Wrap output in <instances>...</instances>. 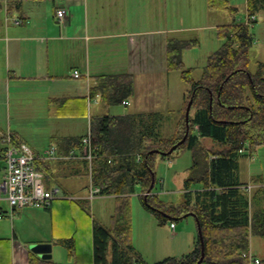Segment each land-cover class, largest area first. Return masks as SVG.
<instances>
[{"label": "crops", "instance_id": "1", "mask_svg": "<svg viewBox=\"0 0 264 264\" xmlns=\"http://www.w3.org/2000/svg\"><path fill=\"white\" fill-rule=\"evenodd\" d=\"M207 5L210 8L209 0ZM58 9L66 11L64 17L58 16ZM177 13L176 0H165V4L159 0H3L0 8V150L5 151L3 137L10 133L14 142L26 143L36 152H44L54 145L60 158L52 160L51 176L45 179L48 188L57 190V197L48 207L28 206L21 209L22 213L27 209L28 220L32 221L28 223L25 220L19 227L12 225L6 219L7 210L0 205V264H29V252L32 251L29 244L50 245V250L45 253L49 257L38 254L48 261L44 264H94V227L98 224L112 228L118 198L100 193L93 196L92 190L100 187L93 183L92 162L87 161L88 168L84 170L82 164L68 162L70 160H65V157L72 152L86 153L83 138L89 132L93 135L92 120L98 116L164 114L165 110H169L175 122L174 134L182 117L186 93L183 94L184 105L178 103L171 106L172 99L168 93L172 71L168 68L167 43L170 34L189 28H178ZM75 71H79L80 75L75 76ZM110 74L133 75L134 93L130 96L133 101L129 103L130 97L124 101L126 105L134 103L133 112L111 113L110 107L117 104L107 105L101 94H91L100 84L98 76ZM142 90L154 94L142 100L139 96ZM200 140L209 142L212 139L201 137ZM138 157L141 158L140 155ZM166 158L162 157V162L165 160L168 167L172 166L171 156ZM159 162L157 157L156 177L157 182L160 180L162 183L163 192L166 189L176 191L166 187L170 181L179 185L184 197V181L192 165L186 172L167 171L166 177L158 179ZM0 166L3 170L0 200H3L1 187L6 175V159L1 161ZM240 170L241 164L240 180L249 183L250 189L264 186V173L251 174L245 180ZM81 176L88 177L89 183L86 192L78 194V190H73V181L67 180ZM256 177H261L262 181L252 185ZM201 189L200 185L191 188L192 191ZM147 193L141 184L136 186L131 195L132 213L133 201L139 197L136 200H141L144 205ZM150 193L160 196L159 190L156 192L153 189ZM96 197L114 199V206L109 212L110 221L105 223L102 213L90 219L85 216L84 225L90 239L88 246L79 250L76 236L81 228V212L93 210L92 200ZM163 201L181 204L185 199L182 202ZM144 208L154 218L155 213L145 205ZM20 234L27 239L21 240ZM65 239H74V245L63 244ZM113 241L109 244L111 252L108 250L107 257L110 264L114 256ZM61 246L67 250L64 260L63 256L61 260L56 258L57 248ZM134 251L146 264L144 258ZM250 251H253L252 248ZM137 255H132L134 260L139 258ZM164 255H167L165 258L177 257L171 252ZM162 260L164 258H156L150 264Z\"/></svg>", "mask_w": 264, "mask_h": 264}, {"label": "trees", "instance_id": "2", "mask_svg": "<svg viewBox=\"0 0 264 264\" xmlns=\"http://www.w3.org/2000/svg\"><path fill=\"white\" fill-rule=\"evenodd\" d=\"M2 3L0 0V8ZM209 3L212 9L229 11L233 21L217 27V36L224 43L209 57L201 79L196 80L193 69L186 68L182 60L183 50L195 41L168 39V68L180 71L182 80L189 86L175 135L160 136L157 126L166 116L158 112L103 115L92 120L93 183L100 187V194L118 198L112 228L98 224L94 227V264H110L107 257L113 239L112 264H143L139 256L136 261L132 256L136 254L131 234V195L138 184L148 192L154 180L153 191L157 182L156 159L168 157L156 150L167 152L184 137L186 108L192 97L189 135L176 149H189L193 153L190 174L184 181L185 201L166 203L158 194L149 193L144 205L162 223L168 217H183L194 212L202 228L205 256L200 262L203 247L198 237L191 253L179 258L167 257L155 264H249L245 254L250 251L252 237L264 239V186L249 190V183L242 182L239 176L240 157L245 149L252 152L264 145V63L259 64L257 71H251L255 35L250 23L237 21L238 9L229 0H209ZM247 10L249 16L264 13V0H248ZM98 78L100 84L91 94H101L107 105L124 103L134 93L131 74ZM201 137L211 138L222 148L203 147ZM65 158L70 160L68 162H79L84 170L88 168L86 159ZM4 159L5 151L1 149L0 163ZM37 169L49 179L52 160L37 161ZM261 181V177H256L252 185ZM197 184L203 189L192 191ZM63 244L73 246L74 239H65ZM44 262L48 261L29 252V264Z\"/></svg>", "mask_w": 264, "mask_h": 264}, {"label": "rangeland", "instance_id": "3", "mask_svg": "<svg viewBox=\"0 0 264 264\" xmlns=\"http://www.w3.org/2000/svg\"><path fill=\"white\" fill-rule=\"evenodd\" d=\"M161 3L165 4V0H159ZM232 6L238 9L236 19L239 22L247 23V0H230ZM208 0H176V9H177V26L189 28H184L182 31L178 29L177 33L170 34V37H179L184 38L188 41H195L191 47L186 48L182 52V60L186 65V68L193 69V77L196 80L202 78L204 68L208 62L209 57L215 53L217 50L221 49L223 46V39L217 36L216 26L221 24H227L233 20V16L227 11L210 10L207 5ZM249 24V23H247ZM176 26V27H177ZM184 30V31H183ZM251 30L255 35V42L251 49V71H257L259 64L264 63V13L263 11L257 14V21L251 24ZM180 31V32H179ZM172 82L170 86V91L168 95L172 99L171 106L174 104L183 103V94L186 93L189 86L182 80V74L178 70H172ZM154 93L148 91H140V99L145 97L152 96ZM156 96L157 93L155 92ZM175 98V102H174ZM129 103L133 101V98L128 99ZM135 110L134 103L126 105V103L117 104L110 107V112H119V113H129ZM166 117L160 122L158 127V132L160 136L171 137L174 128L175 122L174 118L170 115L169 110L164 111ZM209 140V139H207ZM203 147L211 150H216L222 148L221 146L215 144L213 140L209 142L201 141ZM251 154V155H250ZM193 153L189 149H184L181 151H174L171 155L173 160L172 166L168 167V163L162 159L161 156L158 157L159 165L157 166L158 176L166 177L167 171L173 173V171L178 170V172H186L189 167L193 164ZM250 156V157H249ZM175 158V159H174ZM167 159V158H166ZM241 164V177L247 180L250 175L264 173V145L258 146L255 150L250 152L245 149V154L240 157ZM169 178V177H168ZM3 179V170L0 171V181ZM73 181L74 189L78 194L86 192L87 185L89 183V178L86 176H81L74 178L72 180H67V182ZM162 183L160 180L156 183L154 190L160 191V196L165 201L172 202H182L184 201L183 193L178 188V184L174 185L168 181L166 187L171 190L176 189L172 192L170 190H165L163 192ZM168 185V186H167ZM198 186V184H197ZM196 185L193 187V189ZM3 200H0V205L7 210L8 222L10 221L12 225L19 227V224L25 220L28 223L32 220H28L27 209L17 210L18 212L11 211L8 200L5 198L6 195L3 194ZM100 197V196H99ZM139 197H136L138 199ZM133 201V213H132V243L134 250L141 255L146 264L154 263L157 259H165L164 254L171 252L172 256H181L183 254H188L196 246L198 241L199 232L198 224L196 218L192 215L186 217L171 218L168 217L162 223L160 218L154 215L149 216L150 212L145 210L144 205L141 200ZM114 206V199L105 197L98 198L96 197L92 200V208L90 212L83 210L81 213V228L79 235L76 236V241L80 245L79 250L85 249L88 246V241L90 235H88L87 227L85 224V216L90 219L94 218L95 214L99 216V213L104 215V222L109 223L110 216L109 212ZM15 214V215H14ZM94 220V219H93ZM171 222H174L175 226H171ZM23 224V223H22ZM32 224V223H31ZM30 226V225H28ZM13 237V231H12ZM21 240H26L24 234H20ZM251 243V248L253 254L262 260L261 264H264V239L261 237H253ZM29 247L32 244L28 245ZM250 248V249H251ZM56 258L61 260L60 257L64 256L66 253V248L58 247L57 248ZM111 250L109 249V253ZM132 253V252H131ZM133 255V254H132ZM137 255V253H136ZM138 256V255H137ZM182 257V256H181Z\"/></svg>", "mask_w": 264, "mask_h": 264}, {"label": "built area", "instance_id": "4", "mask_svg": "<svg viewBox=\"0 0 264 264\" xmlns=\"http://www.w3.org/2000/svg\"><path fill=\"white\" fill-rule=\"evenodd\" d=\"M66 11L58 9L59 17H64ZM256 15L248 17L247 23H255ZM75 76H79V71H75ZM5 144V159H6V175L2 183L1 190L6 195L12 210L23 209L24 207H48L52 200L57 197V190L48 188L45 182V175L37 169V161L54 160L60 158L57 155V147L51 146L44 152H36L26 143H16L10 133L3 137ZM83 143L86 145L85 154H75L72 152L70 158H83L92 162L95 158L93 147V135L91 132L83 138ZM251 188L250 185L247 186ZM100 193V188L95 187L92 190V195ZM175 226L174 223L171 224ZM245 256L249 257V264H261L262 260L255 254L249 251Z\"/></svg>", "mask_w": 264, "mask_h": 264}, {"label": "water", "instance_id": "5", "mask_svg": "<svg viewBox=\"0 0 264 264\" xmlns=\"http://www.w3.org/2000/svg\"><path fill=\"white\" fill-rule=\"evenodd\" d=\"M192 104H193V97L190 99V101H189V103L187 105V108H186L187 131H186L184 137L178 143H176L175 145H173L167 152L166 151L164 152V151L156 150L157 152L162 153V154H166V155H171L174 151H176V149L178 148L179 145L183 144L186 141V139H187V137L189 135V131H190L189 122H190V113H191ZM153 185H154V180H153V183L151 185V188L149 189V191H148L147 194H149L151 192ZM146 199H147V197L145 198V200ZM189 215L194 216L196 218V221H197V224H198L199 237H200V240L202 242V247H203L202 257L200 259V262H201V261H203L204 256H205V248H204V242H203L202 228L200 226V221L198 220L196 214L194 212H191V213L186 214V216H189ZM30 248H31L32 251H34L35 253H37L39 255H42L45 258L46 257H49V255H47L45 253L50 250V245H45V244H32V246Z\"/></svg>", "mask_w": 264, "mask_h": 264}]
</instances>
